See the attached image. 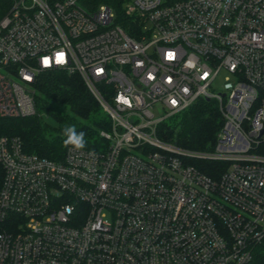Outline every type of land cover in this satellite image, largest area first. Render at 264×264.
I'll return each instance as SVG.
<instances>
[{"label": "built area", "instance_id": "2783aa9c", "mask_svg": "<svg viewBox=\"0 0 264 264\" xmlns=\"http://www.w3.org/2000/svg\"><path fill=\"white\" fill-rule=\"evenodd\" d=\"M47 70L78 74L110 125L95 148L60 160L0 136V264H255L264 0H9L0 116L38 114L35 83ZM202 98L223 119L214 148L163 139ZM190 158L227 165L213 177Z\"/></svg>", "mask_w": 264, "mask_h": 264}, {"label": "trees", "instance_id": "16d2710c", "mask_svg": "<svg viewBox=\"0 0 264 264\" xmlns=\"http://www.w3.org/2000/svg\"><path fill=\"white\" fill-rule=\"evenodd\" d=\"M93 7L107 3L116 6V0H89ZM9 0H0V15ZM117 8H121L120 4ZM38 114L27 117L0 116V136H18L25 150L40 156L60 160L66 148L61 130L66 124H75L86 133V148H95L99 131L107 129L110 118L78 74L65 70H47L39 74L35 83ZM50 116L52 122L44 118ZM223 123L217 104L200 99L162 129V138L193 151L214 148L217 133ZM203 172L218 177L227 165L208 158H190ZM255 264H264V239L254 249Z\"/></svg>", "mask_w": 264, "mask_h": 264}, {"label": "clouds", "instance_id": "9594fccd", "mask_svg": "<svg viewBox=\"0 0 264 264\" xmlns=\"http://www.w3.org/2000/svg\"><path fill=\"white\" fill-rule=\"evenodd\" d=\"M63 147L71 151H80L87 146L86 133L78 130L75 124H66L61 130Z\"/></svg>", "mask_w": 264, "mask_h": 264}, {"label": "rangeland", "instance_id": "374dc122", "mask_svg": "<svg viewBox=\"0 0 264 264\" xmlns=\"http://www.w3.org/2000/svg\"><path fill=\"white\" fill-rule=\"evenodd\" d=\"M227 75V73L226 72H224V71H222L221 73H220V75L217 77V80L215 81V83H214V87H216V89H220L221 88V85H222V83H223V81H224V77ZM44 118L47 120V121H50V122H52V118L50 117V116H48V115H46V114H44Z\"/></svg>", "mask_w": 264, "mask_h": 264}, {"label": "snow or ice", "instance_id": "6c2138e0", "mask_svg": "<svg viewBox=\"0 0 264 264\" xmlns=\"http://www.w3.org/2000/svg\"><path fill=\"white\" fill-rule=\"evenodd\" d=\"M60 59H62V57H60Z\"/></svg>", "mask_w": 264, "mask_h": 264}]
</instances>
